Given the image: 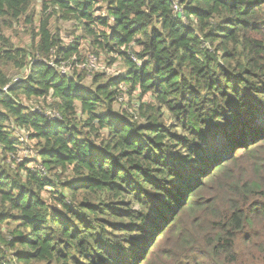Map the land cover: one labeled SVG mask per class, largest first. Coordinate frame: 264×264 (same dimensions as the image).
I'll return each mask as SVG.
<instances>
[{
	"label": "trees",
	"instance_id": "trees-1",
	"mask_svg": "<svg viewBox=\"0 0 264 264\" xmlns=\"http://www.w3.org/2000/svg\"><path fill=\"white\" fill-rule=\"evenodd\" d=\"M35 1L0 0V264H264V0H42L27 61L2 24ZM54 19L125 71L63 75L81 44ZM137 91L139 116L114 110ZM48 98L62 120L21 102Z\"/></svg>",
	"mask_w": 264,
	"mask_h": 264
},
{
	"label": "rangeland",
	"instance_id": "rangeland-1",
	"mask_svg": "<svg viewBox=\"0 0 264 264\" xmlns=\"http://www.w3.org/2000/svg\"><path fill=\"white\" fill-rule=\"evenodd\" d=\"M103 6V5H101ZM42 12H43V6H42V0H36L34 5L31 7L30 13L28 16L22 18L18 22L14 23H3L2 25V33L4 36L10 41L13 47L16 49H21L27 51V61L30 60V58L34 55L37 56L38 59H42L37 54V46L39 44V39L37 37L38 29L40 25V20L42 18ZM49 12H52L51 10ZM105 10L103 9L101 12H97L98 15L105 16L104 13ZM187 25H190V21L187 20ZM51 29L54 33H59L61 39L63 40V43L65 46H68L72 43H75L79 41L80 45V55H81V63L84 64L85 60L88 58L89 55H94L95 51H92V49L89 46L88 38L83 37V33L81 30L76 27V25L73 22H64V21H58L54 19L51 24ZM78 38L80 40H78ZM117 62L113 68H109L112 73L108 74L109 76L118 75L121 72H124L125 69L123 68V62L121 61L120 57H116ZM100 61L104 64H107V57L101 55L99 57ZM80 64V63H78ZM103 65V64H102ZM104 66V65H103ZM108 69V70H109ZM4 73L8 75L9 78H11L12 82L13 80H25L28 78L30 70L29 69H22V68H5ZM88 73V74H87ZM86 74H83L85 81L84 86L88 88L93 87V78L95 76V73H98L97 70L87 71ZM140 92L132 93L129 95L128 98H120L121 104H116L114 107V110L116 112H119L120 114H132V115H138V106L145 102H151V99L149 96H146L145 98L141 99L139 96ZM29 110H38L42 109L46 112H53L57 111L54 108V99L48 98L47 100H38V99H32V100H25L22 99L21 101ZM77 118L78 121H84L85 117L83 115H78ZM166 119L167 116H166ZM15 136L20 141V145L18 146V156L16 155L19 162H27L28 167L32 169L40 168L38 165L39 159L37 158V152H38V146L37 142L31 140L28 137V134L23 131H16L15 130ZM40 162V161H39ZM41 169V168H40ZM50 196V195H49ZM46 197V198H49ZM134 208V206H132ZM175 226V223H171L169 225V230L167 228V231H165L163 234L167 235L169 231H171ZM4 232L7 233V231L4 229ZM157 240H161V237H158ZM151 257V256H150ZM143 264H146V261L143 262Z\"/></svg>",
	"mask_w": 264,
	"mask_h": 264
},
{
	"label": "built area",
	"instance_id": "built-area-1",
	"mask_svg": "<svg viewBox=\"0 0 264 264\" xmlns=\"http://www.w3.org/2000/svg\"><path fill=\"white\" fill-rule=\"evenodd\" d=\"M174 8H175V11H177V13H180L182 11L180 8H178V6L176 4H175ZM84 65L86 66L87 71L88 70L89 71L97 70V72H99V73H103V72L111 73L110 70H108L107 68H105L101 64L99 57H97L95 55H89L88 58L85 60ZM65 67H67V71H63V68H65ZM59 72H61L63 75H71L72 70H71V67H69L66 64H63L62 66H60ZM41 110L42 109H38L35 111L39 112ZM45 114L52 120H62V116L58 111L45 112ZM42 169L43 168H41V170Z\"/></svg>",
	"mask_w": 264,
	"mask_h": 264
},
{
	"label": "clouds",
	"instance_id": "clouds-1",
	"mask_svg": "<svg viewBox=\"0 0 264 264\" xmlns=\"http://www.w3.org/2000/svg\"><path fill=\"white\" fill-rule=\"evenodd\" d=\"M76 59H77V56H71L68 59L64 60V64L68 65L73 70L72 73H71V75H76V74H78V72H83V71L87 70L86 69V66L83 63L73 64V61H75ZM63 71H67V67L63 68ZM36 79H39V74H36ZM28 83H32V82L29 81ZM106 108H107V106H105V108L102 109V110H105L106 111ZM93 123L96 126L92 129V131H91L90 134L93 135V136H96L98 133L101 132L102 124L100 122H95V121ZM49 190L52 192V194L54 196H60L61 192L63 191L60 188V184L59 183L55 184ZM69 200H71V197H69Z\"/></svg>",
	"mask_w": 264,
	"mask_h": 264
}]
</instances>
